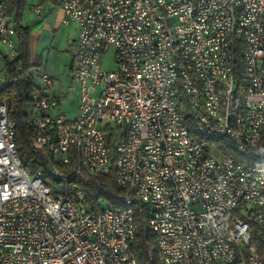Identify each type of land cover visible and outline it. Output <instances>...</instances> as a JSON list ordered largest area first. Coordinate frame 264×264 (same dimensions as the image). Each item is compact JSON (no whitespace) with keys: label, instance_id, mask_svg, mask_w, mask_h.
Wrapping results in <instances>:
<instances>
[{"label":"built area","instance_id":"built-area-1","mask_svg":"<svg viewBox=\"0 0 264 264\" xmlns=\"http://www.w3.org/2000/svg\"><path fill=\"white\" fill-rule=\"evenodd\" d=\"M60 6L62 24L78 27L75 116L61 110L65 94L49 93L45 69L18 77L36 85L30 122L49 184L20 163L0 77V264H137L142 210L155 243L146 264H264V0ZM15 37L0 0V44L13 50ZM225 141L242 161L222 153ZM111 171L120 206L92 208L70 182Z\"/></svg>","mask_w":264,"mask_h":264},{"label":"trees","instance_id":"trees-1","mask_svg":"<svg viewBox=\"0 0 264 264\" xmlns=\"http://www.w3.org/2000/svg\"><path fill=\"white\" fill-rule=\"evenodd\" d=\"M51 1L57 4L59 0ZM25 2L26 0H5L6 12L15 27L18 47L12 58L2 54L0 50V61L2 60L4 75L7 77L2 95L7 101V115L14 125V141L21 165L27 168L33 176H42L45 182L49 184L54 181L50 177V157L40 152L34 145V130L30 122L32 110L28 92L36 85L31 74L24 79H18L26 71L32 73L31 67L39 66L41 63L40 59L33 62L29 28L20 23ZM17 61H20L19 67L16 66ZM234 68L236 77L241 78L242 61L240 57L237 58ZM181 112H183L188 123L192 125V122L190 123L188 120L190 115L184 105L181 106ZM221 150L225 156H230L235 161L243 160L242 156L228 141L223 143ZM113 176L114 173L111 171L108 175H94L86 182L77 180H70V182L75 185L74 190L77 189L86 193L87 201L92 208L100 206L98 199L120 206L122 191L115 186ZM146 220L147 214L144 210L136 213L135 239L132 242V248L136 255L137 264H146L148 252L150 250L155 251L152 232L146 226Z\"/></svg>","mask_w":264,"mask_h":264},{"label":"rangeland","instance_id":"rangeland-1","mask_svg":"<svg viewBox=\"0 0 264 264\" xmlns=\"http://www.w3.org/2000/svg\"><path fill=\"white\" fill-rule=\"evenodd\" d=\"M35 5H37L36 0H26L20 23L29 28L34 60L41 59V68L53 77L54 82L49 93L51 95H56L59 92L65 94L61 110L66 116L72 118L76 114L77 92L76 90L67 91V88L69 86L77 88V83L72 82L70 77V67L72 61L71 44L72 39L77 36L78 27L73 21L67 25L60 24V5H44L40 13L34 11ZM1 47L5 49L4 46ZM99 64L106 70L115 68L112 49L101 56ZM2 65L0 61V70ZM32 74L35 76L37 71L34 70ZM1 76L2 71H0ZM36 82L38 83L37 80ZM105 202L103 201V204Z\"/></svg>","mask_w":264,"mask_h":264},{"label":"crops","instance_id":"crops-1","mask_svg":"<svg viewBox=\"0 0 264 264\" xmlns=\"http://www.w3.org/2000/svg\"><path fill=\"white\" fill-rule=\"evenodd\" d=\"M60 1L61 0H59L58 1V6L60 5ZM36 3H37V5H35V7L36 6H41V10H42V8H43V6L44 5H47V4H49V5H52V4H54L51 0H36ZM34 7V8H35ZM61 7V6H60ZM41 10H40V12H41ZM61 10V22H60V24H62V19H63V12H62V9H60ZM39 12V13H40ZM70 22V21H69ZM69 22H68V24H69ZM78 34V33H77ZM77 37V36H76ZM76 37L74 38V39H72V42L76 39ZM30 42H31V53H32V40H31V38H30ZM1 46H4L5 47V49L4 48H2ZM17 47H18V39H17V37H15V49H13V50H11L8 46H5V45H1L0 44V50H1V53L2 54H6L8 57H9V54H11V53H16V50H17ZM32 56H33V53H32ZM10 58V57H9ZM41 60V59H40ZM39 60V61H40ZM34 61H36V60H33V62ZM32 62V63H33ZM41 62V61H40ZM1 63H2V60H1ZM19 63H20V61H19ZM3 64V63H2ZM71 66H72V61H71ZM19 67V66H18ZM38 68L39 67H42V62L39 64V66H37ZM36 67V68H37ZM0 71H2V74H4V68H3V65H2V68H1V70ZM31 71V70H30ZM70 72H71V67H70ZM21 76V75H20ZM5 78V81H7V77L5 76L4 77ZM68 117V116H67ZM70 118V117H69Z\"/></svg>","mask_w":264,"mask_h":264}]
</instances>
